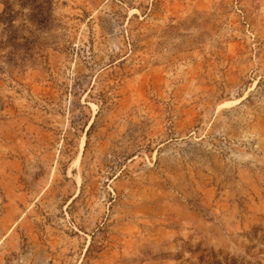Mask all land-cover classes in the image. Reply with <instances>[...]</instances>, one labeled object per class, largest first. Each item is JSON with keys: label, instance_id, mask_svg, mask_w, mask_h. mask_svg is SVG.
Segmentation results:
<instances>
[{"label": "rangeland", "instance_id": "rangeland-1", "mask_svg": "<svg viewBox=\"0 0 264 264\" xmlns=\"http://www.w3.org/2000/svg\"><path fill=\"white\" fill-rule=\"evenodd\" d=\"M0 264H264V0H0Z\"/></svg>", "mask_w": 264, "mask_h": 264}]
</instances>
